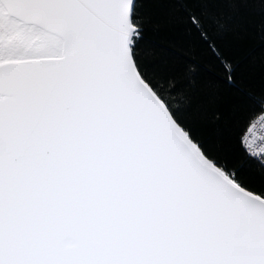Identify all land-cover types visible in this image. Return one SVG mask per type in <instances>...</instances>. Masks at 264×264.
Masks as SVG:
<instances>
[{
    "label": "snow or ice",
    "instance_id": "obj_1",
    "mask_svg": "<svg viewBox=\"0 0 264 264\" xmlns=\"http://www.w3.org/2000/svg\"><path fill=\"white\" fill-rule=\"evenodd\" d=\"M0 264H264V0H0Z\"/></svg>",
    "mask_w": 264,
    "mask_h": 264
}]
</instances>
